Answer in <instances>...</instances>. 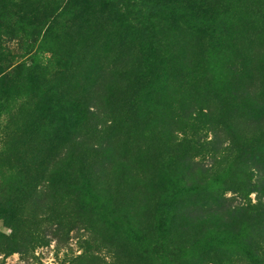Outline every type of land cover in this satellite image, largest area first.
Listing matches in <instances>:
<instances>
[{
	"label": "rangeland",
	"instance_id": "1",
	"mask_svg": "<svg viewBox=\"0 0 264 264\" xmlns=\"http://www.w3.org/2000/svg\"><path fill=\"white\" fill-rule=\"evenodd\" d=\"M66 1L0 0V156H12L0 157V264H264L263 217L243 208L264 200V0H89L83 7L81 0L68 7ZM14 5L39 18L32 32L34 24L21 15L25 9L12 10ZM135 10L144 15L136 24L126 15ZM74 32L106 37V44L93 48L92 41L85 43L91 55L97 49V63H79ZM134 35L139 37L127 57L114 55L121 48L116 38ZM28 46L36 67L14 68L30 57ZM139 55L145 65L155 64L152 56L166 57L181 75L175 76V88L162 82L155 91L152 84L137 98L136 115L121 113L114 124L105 83L113 64L132 63ZM83 72L97 87L89 111L98 117L88 120V128L76 124L82 104L73 94L80 84L86 88ZM38 93L49 98L43 105ZM183 107L191 118L200 117L195 127L205 148L190 153L195 156L179 157L193 126L183 118ZM219 114L229 118L234 132ZM234 136L250 138L248 147H240ZM74 143L95 167L93 186L50 188L43 172L60 166ZM20 160L30 169L15 170ZM177 163L175 170L191 179H202L204 171L214 180L205 193L157 207L167 213V224L171 217L162 227L164 236L185 247L174 262L157 251L155 231L146 240L133 234L122 216L141 222L148 203L156 206L155 176L170 175ZM245 178L251 202L238 192ZM65 202L73 208L69 215ZM48 212L63 215V226L40 223ZM29 228L41 239L7 253L9 241Z\"/></svg>",
	"mask_w": 264,
	"mask_h": 264
},
{
	"label": "trees",
	"instance_id": "2",
	"mask_svg": "<svg viewBox=\"0 0 264 264\" xmlns=\"http://www.w3.org/2000/svg\"><path fill=\"white\" fill-rule=\"evenodd\" d=\"M75 0H67L65 3V6L68 7L71 3L74 4ZM85 2H89V0H81V4H85ZM86 7V6H85ZM132 7H136V4H132ZM24 10V13L21 14L22 17H24L26 20L31 21L34 26L31 27V32L35 28L36 23H38L39 18L35 16H30L28 13L29 10H27L26 6L17 7L14 5V8L12 10ZM98 13V12H97ZM127 17L131 18L134 24L139 23L142 20V16H144L142 13L138 12V10H135L131 14H126ZM164 18H167V16H163ZM0 18H4L3 15L0 16ZM104 23V22H102ZM149 24L152 26V21H149ZM140 25V24H139ZM81 30L80 27H78ZM97 30V29H95ZM231 33L232 31H227ZM38 33L39 30H38ZM77 35V41L79 44V63L83 64H94V62L97 63V60H99L96 56V50L92 52L93 55L90 54V51L87 49L85 43L92 41V47L95 46L96 43H107L106 37L101 36L99 34H90L89 32H74ZM71 33H67L68 38H70ZM33 36V33L31 34ZM35 36L39 35L34 34ZM46 36V30L42 36V38H45ZM139 35L134 36H127V39L124 41L123 37H117L116 42L120 43L121 48H117L118 51H116V56H118L121 59H124L126 51H132L131 47L134 43L132 40L137 41V38ZM37 39V37H36ZM43 40V39H41ZM44 41V40H43ZM36 42V40H34ZM42 44V43H41ZM29 53L31 52L30 49H32L30 46L27 47ZM84 49H87L84 51ZM27 51L24 53V55H27ZM158 53L163 54L158 50ZM31 54V53H30ZM29 54V55H30ZM24 59V58H23ZM36 55H30L28 59H24L23 61L16 63L14 68H30V65H34L36 67ZM155 59V60H154ZM127 60V59H125ZM152 60H154L155 64L148 65L144 64V60L141 55L138 56V58L133 59L132 63H127V61H120V63H116L112 65V73L109 75L108 81L105 83L106 85V105L108 111H112V115H116L115 119H113L114 124H118L119 120L116 119L119 117V114L126 113L131 111L134 115H136V105H137V98L143 97L147 92H149L152 89V84L155 83L157 88H155V91L159 90V86L162 82H164V85L171 83L174 85L173 88L176 87L177 78L176 75H181L180 67L177 66L176 63L168 60V58H164L161 55L156 59L154 56H152ZM31 63V64H30ZM33 66V67H34ZM84 71H89L90 67H84ZM153 73V74H152ZM82 80L81 78L79 81ZM197 80H200L198 78ZM83 81L86 86L84 88L81 84L79 87L75 89L73 94L78 93L81 97L77 95L78 104H82L79 109V118L77 119L76 124L80 127L88 128L90 127V124L87 123L88 120H95L98 115L91 111H89L90 102L91 99L95 96H91V92H94L93 89L95 88V80L91 79L88 73L83 72ZM98 86V84H97ZM164 86V87H165ZM264 91V90H263ZM65 94V93H64ZM68 96L66 94L65 96L62 95V100ZM263 96V95H261ZM47 95H43V93H38V99L43 105V102H46ZM81 98V99H80ZM49 99V98H48ZM63 106L66 108V112L68 114L69 106L63 102ZM109 111V112H110ZM199 111V110H198ZM183 118L187 120V124L193 123V126H191V130H189L188 134L184 137V139L181 141V148L184 150L179 154V157H182L183 154H189V156H195V154H190L192 151H197L199 149H204L205 142L201 140L202 138L199 136L198 128L195 127L196 121L200 117H192L189 116L190 112L187 107H183L181 109ZM201 114V118L206 119L208 116L203 111H199ZM220 120L224 119L223 125H225L227 128L231 130V132H234V129L232 130V127L229 122V118L223 114H219ZM186 124V125H187ZM188 127V126H187ZM93 130H96V125L93 126ZM201 131V130H200ZM158 138L155 135V141H156V148L160 146V144H157ZM201 138V139H200ZM235 142L238 143L240 147L245 146V148L249 145V139L246 138V140H241L238 136H234ZM241 152V151H240ZM2 153V150H1ZM240 156V155H237ZM4 160H10L12 156H0ZM160 159L163 160L162 156H159ZM14 169L20 171L21 168L24 171H27L29 168V164H27L25 161L20 160L16 161L14 164ZM174 171L170 175H164V176H155V182L153 181L152 185L154 186L153 190L155 193V205L156 206H150V203L146 206V212L144 214V218L141 222H137L133 217L130 216V214H124L122 218H125L127 227L130 228V231L134 233H138L143 235V238L146 240H151V237L153 236V232L155 231V245L158 246L157 248L158 252H162L165 254H169L174 262L178 258L180 259L181 256H183L185 250L184 245L181 243H178L173 240H168L166 236H164V233L162 231V227L164 225L169 224V220H171V217L168 216V224L164 219L167 218V213L165 211H158L157 207L165 202L166 205H173L180 203L184 198L191 199L195 197L200 192H207L208 187L212 188V180H214V177L207 178L205 177L204 171L200 172L202 179H191L190 176L184 173V171H177L175 170L178 168V163L175 165ZM156 163H155V169H156ZM124 168L121 167L119 172H122L124 176ZM41 173V172H40ZM95 167L91 163V159H88L86 155V150H82L80 148V145L77 143H74L68 150V153L63 157L60 166L57 167H50L47 168L43 174H48L47 179L49 180V183L51 184L50 188L58 189V190H74L78 188V185L81 183V187L83 190H88L93 186L92 179L96 175ZM190 177V178H189ZM207 178V179H206ZM32 179V177H29V180ZM80 179L84 180V183ZM246 181H244L242 184H240V187L238 188V192L242 193L246 199H248L249 202V191L246 192V188L250 183L249 178H245ZM47 180V181H48ZM243 208L251 209L254 208L255 212L259 215V217H263L264 220V200L258 201L257 204L254 206H245ZM64 209L66 214L72 213V206L70 205V202H65ZM16 214V218H17ZM63 215H53L52 212H48L43 218H40L39 222L42 223L43 221L52 222L58 225L59 227L63 226ZM250 219V217L245 218ZM251 220V219H250ZM7 221V220H5ZM11 221V220H9ZM8 222V221H7ZM155 226V229L153 228ZM70 230V228H68ZM38 232H33L29 228V231L24 233L23 235L17 236L15 235L14 240H10V244L7 245V248H9V251L7 253H13L18 250L19 246H22V243L24 242H32L36 239H41L39 235H37ZM225 236L230 237V233H226ZM174 243L177 244L174 245ZM166 251V252H165ZM157 252V253H158ZM178 259V260H179Z\"/></svg>",
	"mask_w": 264,
	"mask_h": 264
}]
</instances>
